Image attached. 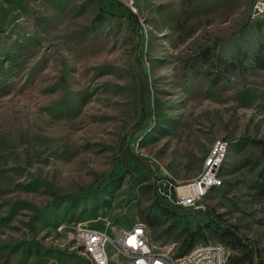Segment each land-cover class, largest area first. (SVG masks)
Returning <instances> with one entry per match:
<instances>
[{
    "label": "rangeland",
    "instance_id": "1",
    "mask_svg": "<svg viewBox=\"0 0 264 264\" xmlns=\"http://www.w3.org/2000/svg\"><path fill=\"white\" fill-rule=\"evenodd\" d=\"M254 2L0 0V264H92L80 225L144 223L178 251L215 216L264 264ZM217 140L222 184L190 213H162L157 191L197 178Z\"/></svg>",
    "mask_w": 264,
    "mask_h": 264
},
{
    "label": "built area",
    "instance_id": "2",
    "mask_svg": "<svg viewBox=\"0 0 264 264\" xmlns=\"http://www.w3.org/2000/svg\"><path fill=\"white\" fill-rule=\"evenodd\" d=\"M252 11L254 16L264 14V0H255ZM226 148V141H216L202 173L192 182L178 187V204L198 207L210 189L222 184L219 171ZM180 187H187V191H180ZM75 237L92 264H110L113 256L122 257L123 264H230L229 247L224 243L197 242L184 253L163 250L155 245L144 223H137L113 234L80 225L76 228Z\"/></svg>",
    "mask_w": 264,
    "mask_h": 264
},
{
    "label": "trees",
    "instance_id": "3",
    "mask_svg": "<svg viewBox=\"0 0 264 264\" xmlns=\"http://www.w3.org/2000/svg\"><path fill=\"white\" fill-rule=\"evenodd\" d=\"M259 61L260 65L264 67V56L260 58ZM241 139L246 140L248 138L242 137ZM255 140L257 139H254L253 141ZM263 175L264 173L262 170L261 177H263ZM259 189L262 192L264 191V180L259 183ZM161 191L162 192L157 191L155 203L162 213L174 215L179 213H190L194 210L193 206H184L176 203V193L174 189L170 190V188L165 186L163 189L161 188ZM207 231L213 233L215 239L220 241V243H224L233 249L239 250L238 254H232L229 256L230 264H262V262L258 261L256 258L257 255L254 249L255 243L253 241L245 243L243 237L230 226L226 225L219 216L210 218L203 226H198L195 230H187L179 246L178 253L186 252L197 242L206 241L201 239H205V233Z\"/></svg>",
    "mask_w": 264,
    "mask_h": 264
},
{
    "label": "bare ground",
    "instance_id": "4",
    "mask_svg": "<svg viewBox=\"0 0 264 264\" xmlns=\"http://www.w3.org/2000/svg\"><path fill=\"white\" fill-rule=\"evenodd\" d=\"M180 191L186 192L187 191V187H180Z\"/></svg>",
    "mask_w": 264,
    "mask_h": 264
}]
</instances>
